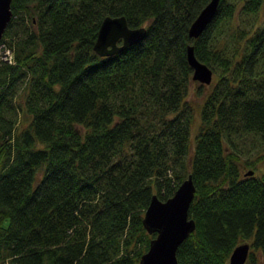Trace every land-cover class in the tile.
<instances>
[{
  "label": "trees",
  "instance_id": "1",
  "mask_svg": "<svg viewBox=\"0 0 264 264\" xmlns=\"http://www.w3.org/2000/svg\"><path fill=\"white\" fill-rule=\"evenodd\" d=\"M208 1L11 0L0 264H138L156 235L142 221L152 194L167 198L188 174L195 228L177 264H224L241 241L245 264L264 262V0H219L190 36ZM107 14L145 25L143 38L98 54ZM190 43L214 75L199 101L188 98ZM246 134L261 145L241 160L234 137Z\"/></svg>",
  "mask_w": 264,
  "mask_h": 264
},
{
  "label": "water",
  "instance_id": "2",
  "mask_svg": "<svg viewBox=\"0 0 264 264\" xmlns=\"http://www.w3.org/2000/svg\"><path fill=\"white\" fill-rule=\"evenodd\" d=\"M11 0H0V38L11 18ZM219 0H209L199 11L189 27L190 36H198L214 16ZM146 26H129L125 15L107 14L100 23L93 49L100 55L120 51L143 38ZM187 60L192 67V78L209 83L212 69L199 60L190 43L187 46ZM246 174H252L249 168ZM195 193L191 174H188L165 199L155 193L143 214V225L149 232H156L147 249L141 254L138 264H177L176 249L179 243L195 228V220L188 214L190 202ZM250 249L248 241L237 243L224 264H245Z\"/></svg>",
  "mask_w": 264,
  "mask_h": 264
},
{
  "label": "rangeland",
  "instance_id": "3",
  "mask_svg": "<svg viewBox=\"0 0 264 264\" xmlns=\"http://www.w3.org/2000/svg\"><path fill=\"white\" fill-rule=\"evenodd\" d=\"M258 18L259 20H263L264 19V3L261 6L260 10L258 11ZM251 19V18H250ZM5 44H1L0 45V57H4L2 54L3 52H6L9 48L7 46H4ZM10 51V50H9ZM11 54V52H10ZM6 57L7 60H10V62H12V55H9L8 52H6ZM214 79V75L212 73V79L211 81ZM201 83L202 85L206 86L208 83L205 82H200L198 79H193L189 85V94H188V98L189 100H195V101H199L200 100V96L196 97V94L194 92V90L197 88V85ZM194 130V128H193ZM193 134V133H192ZM237 143V148L239 149L238 153L241 155V160L245 159V158H253L257 152L259 151L261 142L259 139H257L253 134H246V135H238L234 137ZM252 168V167H248L245 170ZM259 264H264L263 261H261Z\"/></svg>",
  "mask_w": 264,
  "mask_h": 264
},
{
  "label": "built area",
  "instance_id": "4",
  "mask_svg": "<svg viewBox=\"0 0 264 264\" xmlns=\"http://www.w3.org/2000/svg\"><path fill=\"white\" fill-rule=\"evenodd\" d=\"M0 45H1V44H0ZM6 52H8L9 55H11L9 49H8ZM6 52L3 53L4 58H7V57H6ZM8 61H10V60H8Z\"/></svg>",
  "mask_w": 264,
  "mask_h": 264
}]
</instances>
